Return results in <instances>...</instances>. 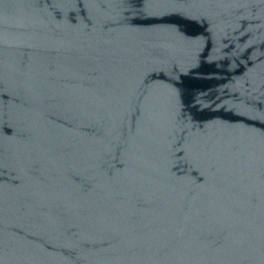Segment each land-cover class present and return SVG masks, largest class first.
<instances>
[{"label":"water","instance_id":"obj_1","mask_svg":"<svg viewBox=\"0 0 264 264\" xmlns=\"http://www.w3.org/2000/svg\"><path fill=\"white\" fill-rule=\"evenodd\" d=\"M0 264H264V0H0Z\"/></svg>","mask_w":264,"mask_h":264}]
</instances>
